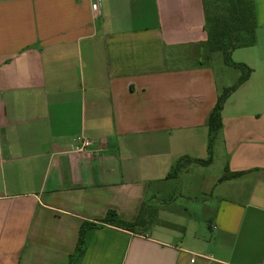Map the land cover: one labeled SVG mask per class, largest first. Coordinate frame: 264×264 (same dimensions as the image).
<instances>
[{
  "label": "crops",
  "instance_id": "0c3cea01",
  "mask_svg": "<svg viewBox=\"0 0 264 264\" xmlns=\"http://www.w3.org/2000/svg\"><path fill=\"white\" fill-rule=\"evenodd\" d=\"M254 6L256 42L231 52L251 72L203 164L208 115L240 76L208 51L201 0H0V264H264ZM141 208L135 231L100 221Z\"/></svg>",
  "mask_w": 264,
  "mask_h": 264
},
{
  "label": "trees",
  "instance_id": "16d2710c",
  "mask_svg": "<svg viewBox=\"0 0 264 264\" xmlns=\"http://www.w3.org/2000/svg\"><path fill=\"white\" fill-rule=\"evenodd\" d=\"M204 9L205 24L204 29L207 34L206 46L209 52L220 51L223 55V61L229 66L241 70L238 80L221 91L217 96L216 102L207 118L208 139H207V157L197 159L203 164H209L211 161L212 141L222 125L221 111L223 104L229 94L244 80L247 79L251 68L242 62H235L231 58V52L238 47L250 46L256 42V16L254 0H201ZM242 172H225L219 177L220 180L238 176ZM143 209L141 208L137 219L128 222L120 219L114 211H108L100 221L113 224L131 231L142 220ZM92 223H82L75 251L69 256V260L83 253L85 247V231Z\"/></svg>",
  "mask_w": 264,
  "mask_h": 264
},
{
  "label": "rangeland",
  "instance_id": "374dc122",
  "mask_svg": "<svg viewBox=\"0 0 264 264\" xmlns=\"http://www.w3.org/2000/svg\"><path fill=\"white\" fill-rule=\"evenodd\" d=\"M260 44H261V50H264V36L259 38V45ZM216 53H217L218 57H221V59H222V53L221 52H216ZM231 58L233 61L238 62L234 59V57L232 55H231ZM229 69H230L231 73H234V74L237 73L239 76L241 75V70H239L238 68L230 67ZM234 82H235V80L231 83V85L234 84Z\"/></svg>",
  "mask_w": 264,
  "mask_h": 264
},
{
  "label": "built area",
  "instance_id": "2783aa9c",
  "mask_svg": "<svg viewBox=\"0 0 264 264\" xmlns=\"http://www.w3.org/2000/svg\"><path fill=\"white\" fill-rule=\"evenodd\" d=\"M92 143V139L88 138V137H82L81 139V144L80 146L77 148L79 151H83L85 150L89 145H91Z\"/></svg>",
  "mask_w": 264,
  "mask_h": 264
}]
</instances>
